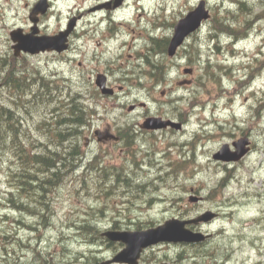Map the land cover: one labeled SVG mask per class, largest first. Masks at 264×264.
I'll return each instance as SVG.
<instances>
[{"label": "rangeland", "instance_id": "obj_1", "mask_svg": "<svg viewBox=\"0 0 264 264\" xmlns=\"http://www.w3.org/2000/svg\"><path fill=\"white\" fill-rule=\"evenodd\" d=\"M200 1H140L138 6L144 10L130 7L132 13L125 17L140 18V29L125 25L128 29L116 40L103 41L100 48L89 44L69 62L48 55L13 58L9 32L31 26L28 16L34 0H0V106L9 109L3 117L10 119L2 122L0 131L1 264H75L79 252L85 257L77 264L87 258L94 262L120 251L118 243H97L103 231L153 228L203 211L231 215L203 226L207 232L224 229L222 237L199 249L173 244L152 247L141 264L179 263L180 259L182 264H219L228 255V264H264V0H205L210 20L175 57H168L163 45L161 54L150 53L147 60L140 53L145 48L135 45L137 34L152 25L159 27L157 35L166 36V43L175 23ZM55 2L61 14L54 16L52 26L73 5L71 0ZM136 12L143 17L137 18ZM170 23L172 28H166ZM224 28L234 31L229 34ZM130 29L135 34H128ZM11 70L20 91L13 87L16 81H10V87L2 84ZM98 74L106 76L110 87L130 85L136 90L141 88L139 82L146 89L152 85L151 97L146 90L135 96L148 107L128 114V100L134 98L128 97L122 106L99 96ZM76 95L98 116L94 126H84L74 139L85 155L80 161L83 167L75 162L61 170L68 174L44 196L46 209L32 203L35 196L15 191L26 180V171L31 176L38 171L23 165L22 157L44 149L68 151L69 138L64 147L57 146L50 128L56 123L52 116L62 117ZM148 114L167 116L171 122L183 123V128L146 133L137 123ZM101 123L112 124L115 130L129 125L134 132L130 148L92 144L88 149L84 139ZM240 138H247L251 147L244 159L231 165L213 160L222 145L231 147ZM228 173L232 178L220 185ZM10 192L13 202L25 206L26 212L15 209ZM195 195L203 201L193 204L189 199Z\"/></svg>", "mask_w": 264, "mask_h": 264}, {"label": "flooded vegetation", "instance_id": "obj_2", "mask_svg": "<svg viewBox=\"0 0 264 264\" xmlns=\"http://www.w3.org/2000/svg\"><path fill=\"white\" fill-rule=\"evenodd\" d=\"M11 1H16L19 3H23L28 0H11ZM41 1V4L39 5L38 13L36 17H33L36 20V28H37V38L38 39H44L45 37L53 38L61 35L62 33L66 32L67 30H70L68 32V35L66 37V41L64 45L67 46V50L61 54L56 53V52H47V53H41L37 56H45L48 55L53 58H66L69 60V62H74L76 58L74 55H78V51L80 50H85L89 47V44H93L95 47H101L103 41H111V40H116V37L119 33L122 32V30L128 29V25L132 29H140L141 28V23L139 19L137 21L134 20H129L126 19L132 11L130 10V7L136 6L137 10L142 9V6H138L140 1L144 0H71L73 1V5L69 8V12H66V16L64 18L57 17L56 23L53 25L55 26V29H52V23H53V18L55 15L59 16L61 14V11L57 9V5L55 0H34V3H32L31 10L35 6L37 2ZM134 2L132 5L131 3ZM166 5H164V8L161 10H164ZM194 9V8H193ZM30 10V11H31ZM137 13V18L142 16V13L136 12ZM142 14V15H141ZM29 18V17H28ZM183 18V17H182ZM30 21V20H29ZM137 24H134L136 23ZM176 24V23H175ZM140 25V26H138ZM175 26V25H174ZM174 26L172 28V23L168 24L166 28L171 27V35L174 30ZM20 28L22 30L23 35H28L31 30V26L26 29L24 27H16ZM164 28V27H161ZM156 29H159V27L153 26L149 28H144V33H138L136 44L135 45H141L146 49V52L142 53L145 49H143L142 52H139L146 56L147 60L149 55L152 56L150 53L156 52L155 55H159L158 53L161 54V48L154 50V47L157 44L162 43V41L165 39L164 37L166 36H159L156 34ZM159 33H162V35L165 33L164 31H159ZM128 34H135L133 30L130 29ZM143 35V36H142ZM171 38V36H170ZM170 38H166V43H164V46H166V55H167V46L169 44ZM10 40V39H9ZM135 37L132 36L131 44L129 45V48H132V44L134 43ZM12 45V44H11ZM11 47V46H10ZM165 54V50H164ZM131 57L132 55H128ZM21 57H31L29 55L23 54ZM143 57V58H144ZM156 57V56H155ZM154 60H151V64H154ZM153 61V62H152ZM78 66H81V63H78ZM154 71H156L157 67L154 64L153 65ZM160 75V73H157ZM98 75H103V74H98ZM105 76V75H104ZM155 76V75H154ZM106 77V76H105ZM106 85L108 88L111 89L112 93L109 96H106L109 99H115L117 104H120L122 106H125L127 104V98L131 97L134 99L128 100L130 101L131 104H128L127 110L128 114L131 112H135L137 109L142 108V110L146 109L148 107V103H143V102H137V98L135 97L136 94H138L140 91L146 90L147 91V96L151 97L152 96V91L150 90L152 85L149 88H145L141 85V82L138 83V86L141 88H138L134 90V88H131V86H121V85H115V87H110L108 84V81L106 79ZM133 87V86H132ZM100 93V91H99ZM163 94V93H162ZM101 96V93L100 95ZM83 104V102H81ZM84 105V104H83ZM72 109L63 110L62 113L63 115H67L70 117H74V115L77 116V118H81L82 122L81 123H74V122H69V123H61L62 125L65 126H94L91 125L93 120L98 116L97 114H92L94 113V110L89 111L87 108L84 107V109H80L81 112H79V109H76L74 107H71ZM85 110V111H84ZM87 112V114L85 113ZM59 114L57 113L56 117L52 116V119H57ZM86 115V116H85ZM149 119H157V120H163V121H169L170 119L167 116L164 115H145L143 117V122L140 123L138 122L137 125L140 126V129L143 130L146 133H157L161 132L164 130H172V131H177L176 129L173 128H166L164 130H159V131H152V130H146L141 128L143 126V123ZM97 121H103L102 118L96 119ZM179 122V121H176ZM181 123V122H180ZM182 127L180 130L183 128V123ZM101 127H97L94 130L91 129V133L89 134V138L84 139V145L88 148H90V145L96 144V145H104L105 147L109 146H116L119 144H122V146L129 147L132 145L134 142V132L133 129L129 127L124 128H118V129H113L112 124H100ZM179 130V131H180ZM89 131V129H87ZM96 133H101V134H107L111 135V137L107 138L106 140H103L102 142L97 141ZM70 144H69V150L71 152L72 157H80V161L83 160L84 152L79 150V144L74 142V139H70ZM72 143V144H71ZM88 148V149H89ZM78 163V168L83 167L82 163ZM41 171H36L35 177H41ZM224 189V188H223ZM196 196V195H195ZM196 201L192 202L193 204L200 203L203 201L204 197L201 196H196ZM222 206H229V203H221ZM205 211L200 212L190 218H196L199 215H202ZM216 213V219L220 218H226L231 215L229 214H223L219 212ZM214 220V221H215ZM206 225V224H205ZM203 224H200L198 226H190L189 229L192 231L195 230V232H199L207 238H205L203 241L197 243V244H181L180 247L184 249L196 247L197 249L207 247L211 242L215 241V239L219 238L218 236L222 237V234L225 233L224 229H221L220 232L214 233L212 231H205L203 229ZM241 231V230H239ZM239 234V232H238ZM240 235V234H239ZM234 239V238H232ZM258 240V239H256ZM120 245V251L122 250V245ZM205 248L203 250H200L201 252H204ZM92 251V250H90ZM96 251V250H95ZM94 252V251H93ZM119 252V251H118ZM95 254V253H94ZM115 254L111 256H106L104 258H95L94 262L88 260L83 262L82 264H100L101 261L111 259ZM79 258L76 260L75 264L80 263V260L83 259L85 256L83 253L79 252L77 255ZM97 256V253L95 254ZM144 256V253L142 254L141 257ZM98 257V256H97ZM111 257V258H110ZM230 260V255L228 257L223 258L219 264H228ZM169 264H182L181 259L179 263L177 262H168ZM139 264H141V261H139ZM262 264V263H260Z\"/></svg>", "mask_w": 264, "mask_h": 264}, {"label": "water", "instance_id": "obj_3", "mask_svg": "<svg viewBox=\"0 0 264 264\" xmlns=\"http://www.w3.org/2000/svg\"><path fill=\"white\" fill-rule=\"evenodd\" d=\"M207 19H209V13L205 8V2L201 1L198 7L189 12L175 26L173 36L167 49L168 55L171 57L174 56L177 49L184 43L185 39L197 29H199L201 23ZM36 33L37 30L35 28H32V32L26 36L21 35V30L11 33L12 41L17 43L16 46H14L16 55L20 51L30 54H38L40 52L52 50L62 52L66 48L65 45L58 46L59 44L57 43H62L65 40L68 31L59 37L45 39L36 38ZM96 85L100 88L103 94H111V91L105 87V78L103 76L100 75L97 77ZM169 125L176 129L180 128L179 124H174L170 121L160 122L159 120L155 119L146 121L144 128L158 130L166 128ZM96 135L98 136L99 141L110 137L107 134L96 133ZM248 144V140L245 138L233 143V147L236 149L235 152H231L229 150V146L224 145L222 146L221 150L214 155V159L225 162L238 161L242 159L249 151V148H247ZM214 217V214L206 213L190 221H179L172 219L165 222L162 226L144 231L105 233L104 236H106L110 241L121 242L125 244V248L119 254H117L112 261L104 262L102 264H110L113 262L137 264L140 254L144 249L163 242H199L203 240L204 237L201 234L190 232L185 228V226L188 224H198L199 222H208Z\"/></svg>", "mask_w": 264, "mask_h": 264}, {"label": "trees", "instance_id": "obj_4", "mask_svg": "<svg viewBox=\"0 0 264 264\" xmlns=\"http://www.w3.org/2000/svg\"><path fill=\"white\" fill-rule=\"evenodd\" d=\"M216 28H220L222 27L221 24L216 25ZM226 29L224 28V31ZM234 31L233 29L229 28V34H232L231 32ZM165 43V42H164ZM11 81V80H10ZM7 82H9V80H7ZM6 83V82H5ZM19 82L17 81L16 83H13L14 88L19 91ZM76 109H79V112H81L80 109L83 108V106L80 103H75V107ZM67 109H72L71 107ZM69 110H67L68 112ZM5 112V110H0V122L2 121V115ZM68 116V114L66 115ZM75 118H77L76 115H74ZM10 121V119L4 120L3 122H8ZM77 119H74L73 117L68 116L66 122H61L60 120L57 121L58 123H69V122H74L77 123ZM4 126H0V131L1 128ZM80 126H53L52 128H50V132H54L55 138H58V140L63 143L67 140V138L71 139L72 137L76 138L78 136V132L77 129ZM9 129L11 130H15L14 127L8 126ZM3 132V131H2ZM73 139V138H72ZM62 145V144H61ZM19 146V145H18ZM65 152V153H64ZM64 152H59V153H49V155L46 154H41L39 156V159L36 157V163L39 165L40 167V171L42 176L40 178H35L32 179V181H30L29 185H26V180L24 181L25 186H32L34 187L36 190H31L29 189L27 191V194H30L31 196H35V198H32L31 201L34 204H40L46 207L47 203L44 202L43 198L44 196L49 193L50 190H53L54 188H56V185L58 184V182H60V179L62 178L61 176V169L63 167H59L58 163L64 161L63 166H65V162H68V159H72L74 160V157H72V155H70L69 153H67L68 151L65 150ZM23 165H25L24 163H22ZM71 165V164H70ZM23 169L20 166V170ZM27 174L29 175V173L27 172ZM26 179L30 180L29 178L26 177ZM22 187H24L23 182H22ZM38 196V200L36 199V197Z\"/></svg>", "mask_w": 264, "mask_h": 264}, {"label": "bare ground", "instance_id": "obj_5", "mask_svg": "<svg viewBox=\"0 0 264 264\" xmlns=\"http://www.w3.org/2000/svg\"><path fill=\"white\" fill-rule=\"evenodd\" d=\"M132 4H133V2H132ZM164 45V42L162 41V43H160V44H157L155 47H154V50H157V49H159V48H161V46H163ZM12 64V63H11ZM9 65H10V63H9ZM11 66V65H10ZM9 66V67H10ZM8 67V68H9ZM7 68V67H6ZM14 72V71H13ZM4 81V80H3ZM4 88V87H3ZM20 89H21V87H20ZM85 111V110H84ZM86 114H87V112H85ZM86 116V115H85ZM67 117L68 116H66V115H63L62 117H60V118H58L57 117V121H61V122H66V120H67ZM78 121H77V123L79 124V123H81L82 122V119L81 118H76ZM13 122V121H12ZM58 187V186H57ZM92 231H93V229H92ZM67 238V237H66ZM72 239V238H71ZM92 239V238H91ZM69 240V239H68ZM77 240V239H76ZM90 241V240H89ZM69 243V242H68ZM73 243V242H72ZM81 244V243H80ZM96 244V243H95ZM74 245V244H73ZM97 245H99V244H97ZM43 246V245H42ZM44 249V248H43ZM39 251V250H38ZM46 251V250H45ZM41 253H43V252H41ZM21 254V253H20ZM45 254H47V253H45ZM44 258V257H43ZM42 261V260H41ZM4 263V262H3ZM43 263V262H42ZM9 264V263H8ZM10 264H11V262H10ZM23 264V263H22Z\"/></svg>", "mask_w": 264, "mask_h": 264}]
</instances>
